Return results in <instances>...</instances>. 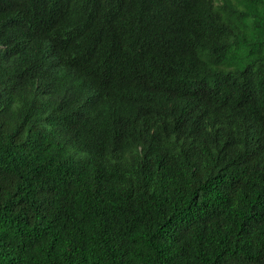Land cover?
I'll list each match as a JSON object with an SVG mask.
<instances>
[{
    "label": "trees",
    "instance_id": "16d2710c",
    "mask_svg": "<svg viewBox=\"0 0 264 264\" xmlns=\"http://www.w3.org/2000/svg\"><path fill=\"white\" fill-rule=\"evenodd\" d=\"M0 264H264V0H0Z\"/></svg>",
    "mask_w": 264,
    "mask_h": 264
}]
</instances>
